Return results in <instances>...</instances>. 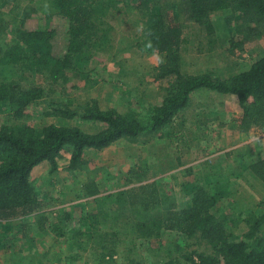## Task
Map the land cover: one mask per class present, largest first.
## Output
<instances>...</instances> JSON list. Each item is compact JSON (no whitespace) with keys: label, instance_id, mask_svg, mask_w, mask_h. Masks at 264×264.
I'll list each match as a JSON object with an SVG mask.
<instances>
[{"label":"trees","instance_id":"16d2710c","mask_svg":"<svg viewBox=\"0 0 264 264\" xmlns=\"http://www.w3.org/2000/svg\"><path fill=\"white\" fill-rule=\"evenodd\" d=\"M0 1L8 6L6 16L0 5V68L12 66L24 74L42 76L50 86L63 87L72 80L70 73L77 70L78 64L87 62L102 44L111 41L113 27L109 20L113 11L119 10L117 4L120 2ZM154 1L159 3L147 7L148 42L150 48L165 54L166 62L159 67V74L168 77L169 86L162 101L151 106L145 115L120 112L116 108L103 109L97 100H89L84 104L82 117L100 123L99 130L87 132L79 126L56 123L36 127L28 124L27 109L43 97L44 85L24 86L0 77V110L21 119L0 126V250L11 247L23 237L18 236V231L10 234L13 221L39 214L43 209L41 193L31 180L34 168L48 161L51 170H56L64 151L70 153V169L83 168L87 163V150H103L119 138L136 141L143 133L156 134L172 126L191 103V94L201 89L237 96L243 109L237 125L241 131L264 127V56L254 61L248 70L227 77L215 76L212 72L191 74L180 68L186 22L211 25L213 14L231 8L246 18V25L254 31H248L250 36H264V0H180L178 13L163 0ZM39 11L49 18L58 14L67 19L65 45H58L57 29L49 24L35 28L27 25ZM244 43L245 39L232 40L231 50ZM58 110L65 111L63 106ZM244 159L242 156L233 165L216 168L227 176L228 182L231 180L226 195L237 193L234 184L245 171L264 181V159L250 162ZM233 168L236 172L228 176ZM214 177L219 180L217 174L210 175V179L215 180ZM159 184L154 180L112 193L111 208L87 212L83 219L85 227L76 231L73 242L85 243L88 245L86 251H94L93 264H126L129 260L132 264H264V197L256 202L258 211L249 212L242 209L243 206L237 208L238 201L224 198L218 192L219 185L227 184L219 180L215 184L217 187L211 189L199 186L178 211L171 210L170 196ZM229 203L234 211L222 209ZM65 217L69 219L71 215ZM115 218L116 225L106 229L108 220ZM239 223H245L241 234L236 233ZM58 225L55 221L50 229L56 235H65ZM167 230L177 231L188 246L165 240ZM141 243L148 245L151 255L148 260L137 254ZM193 243H204L207 251L194 249ZM24 247L29 250V246ZM18 251L17 255L23 257ZM130 254L139 260L134 261L128 256ZM14 255L13 250L11 261L16 264Z\"/></svg>","mask_w":264,"mask_h":264},{"label":"rangeland","instance_id":"374dc122","mask_svg":"<svg viewBox=\"0 0 264 264\" xmlns=\"http://www.w3.org/2000/svg\"><path fill=\"white\" fill-rule=\"evenodd\" d=\"M129 1L120 0L117 4L119 10L113 11L109 20L113 27L111 41L102 44L101 49L92 54L87 62L78 64L77 70L70 73L72 80L64 87L50 86L40 75H28L15 67L1 66L0 77L5 80H15L24 86L43 84L45 87L43 97L27 109L28 124L41 127L56 123L95 132L102 125L82 117L84 104L89 100H97L103 109L116 108L120 112L134 111L141 115L162 101L169 86L168 77L159 74V67L166 62L165 54L150 48L147 35V7L159 2ZM163 1L174 13L180 11V0ZM0 5L7 16L8 6L3 1H0ZM212 17L211 25L186 22L180 56L183 72H212L215 76L227 77L248 70L254 61L264 56V36H250L249 33L254 31L246 25L245 17L231 8L219 11ZM46 24L57 29L55 37L58 45H65L66 18L58 14L49 18L39 11L27 23L34 28ZM237 39H245V43L231 50V41ZM230 100L228 102L224 94L211 90L195 91L179 120L172 126H166L160 133H143L136 141L119 138L103 150H87V163L83 168L70 169L68 151L62 153L56 170H51L48 161L41 163L33 171L31 180L41 193L43 209L39 214L13 221L10 234L18 231V236L23 237L14 241L11 247L0 250V264H13V250L16 264H93L94 251H86L88 245L75 244L72 240L76 231L85 227L83 219L86 213L97 212L99 208L110 209L112 193L154 180H158L161 189L170 196L171 210L183 208L199 186L211 189L217 187L215 184L220 180V183H227L217 187L220 195L238 201L237 208L243 206L242 209L258 211L256 202L264 197V181L262 184L245 171L234 184L237 193L226 195L231 180L228 182L227 176L216 169L220 165L228 167L235 164L243 156L239 150H245L244 145H255L258 139L264 144L263 126L257 127L256 133L245 139L232 123L225 124L230 115L231 118L234 114L240 119L243 114V109L234 105L238 98L235 96V101ZM62 106L65 111L61 113L58 109ZM234 106L237 108L233 109ZM19 120L8 111L0 110V126ZM195 122L200 130H195ZM257 145L264 152V145ZM252 148L255 149L254 146ZM223 150L226 151L219 153ZM231 172L236 170H229L228 176ZM212 174H217L219 180L215 177V180L210 179ZM231 205L229 203L221 208L229 212ZM68 214L71 215L69 219L65 217ZM116 220H108L104 227L112 229ZM55 221H58L65 235H56L50 229ZM244 225L239 223L237 234H241ZM164 239H171L175 244L179 241L182 247L188 246V242L175 230H167ZM24 246H29V250H24ZM192 246L207 251L204 243H193ZM18 250L23 257L17 255ZM137 254L148 260L151 256L148 245L141 243ZM132 255L128 256L134 261L139 260ZM132 262L129 260L125 263Z\"/></svg>","mask_w":264,"mask_h":264},{"label":"crops","instance_id":"0c3cea01","mask_svg":"<svg viewBox=\"0 0 264 264\" xmlns=\"http://www.w3.org/2000/svg\"><path fill=\"white\" fill-rule=\"evenodd\" d=\"M190 22V21H189ZM201 90H208V89H201ZM195 92V91H194ZM193 92V93H194ZM193 93L191 94V97H193ZM214 93H217V92H214ZM224 96L226 97V99H227V101L229 102V99H231L230 101H232V100H234V97L236 96V95H234V94H224ZM237 97V96H236ZM236 100V99H235ZM234 100V101H235ZM236 104H237V107L238 108H240L241 107V105H240V103H239V100H238V102H236L235 101V103H234V105L236 106ZM233 107V109H235V108H237V107ZM241 109H242V107H241ZM242 114V113H241ZM242 116V115H241ZM241 116H240V118H241ZM233 118H231V115H230V117H229V119L227 120V121H225V124H229V123H232V126H234L235 127V129H238L237 131H238V133H240V134H244L242 137H244L245 139L246 138H249V137H251L252 136V134L254 135V133H256V130H257V127L256 128H251L249 131H241L239 128H238V123H239V119H237V118H239V116H236V115H234L233 114V116H232ZM225 118H226V116H225ZM195 124H196V128H195V130H200V128H199V125L195 122ZM263 140H264V138H263ZM252 141V140H251ZM250 141V142H251ZM243 143H247L246 141H244ZM257 143H259L260 145H264L262 142H261V140L260 139H258L257 140ZM257 143L254 145V144H252V143H250V144H248V145H244L243 146V148H245V150H239V152L241 153V154H243V156H245V159H244V161H246V162H250V161H252V160H258V159H261V158H263L264 159V152H261L259 149H260V147L261 146H258L257 145ZM252 144V145H251ZM196 146V145H195ZM254 146V148L255 149H253L252 147ZM224 151H226V150H223V151H219V153H223ZM219 155H221V154H219ZM221 157H223V154H222V156ZM222 160V159H221ZM200 161V160H199ZM43 163V162H42ZM40 165V164H39ZM38 165V166H39ZM38 166H36V167H38ZM35 167V168H36ZM35 168H34V170H35ZM33 170V171H34ZM33 173V172H32ZM250 174V173H249ZM251 175V174H250ZM32 176V175H31ZM262 184H263V182H262ZM36 240H37V238H36ZM35 240V241H36Z\"/></svg>","mask_w":264,"mask_h":264}]
</instances>
